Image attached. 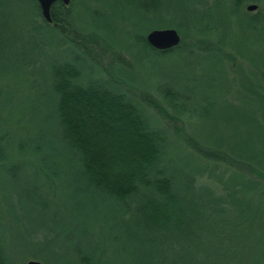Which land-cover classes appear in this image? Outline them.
<instances>
[{
	"label": "trees",
	"instance_id": "1",
	"mask_svg": "<svg viewBox=\"0 0 264 264\" xmlns=\"http://www.w3.org/2000/svg\"><path fill=\"white\" fill-rule=\"evenodd\" d=\"M32 1L35 29L45 28L51 37L44 50L41 45L34 46L38 53L31 60L26 44L29 38L18 36L16 45L10 47V37L0 35V74H4V79L0 76V167L4 163L5 170L11 171L21 162L18 158L42 151L36 140L26 153L21 140L17 146L7 140V115L29 105L31 109L22 110L26 121L50 122L68 159L66 187L70 201L81 212L78 232L84 242L82 248H74L77 263L264 264V211L257 210L259 199H264V26L258 24L264 15V0H72L67 6L56 1L49 9V24L41 18L36 0ZM246 1L261 3L262 8L256 6V14L249 15L242 10ZM76 2L80 14L74 13ZM218 6L246 17L242 41L253 43L254 48L260 46L258 53L246 54L239 51V45L233 48L238 41L235 38L224 49L225 31L220 36L204 18L205 13L195 16L187 12H206ZM124 7L135 9L142 17L129 20L122 28L104 19L110 15L102 10ZM156 11L165 13L163 20L154 23L151 18ZM140 20L147 24L144 31L137 29ZM164 20L168 21L162 23ZM151 25H176L186 34L176 47L156 51L145 42ZM3 26L0 20V29ZM183 54V60L201 54L203 60L214 61L212 73L224 81L223 88L216 90L218 100L226 95L232 98L224 110L245 108L248 116L238 127L243 137L240 150L213 134L230 126V118L220 115L211 126L206 122L212 117L216 99L201 105L193 102L188 84L169 71H155L157 79H140L137 59L146 61L152 70L157 62ZM103 58L108 61L104 66ZM20 75L25 80L23 87H12L10 82ZM152 92L166 103L183 97L191 103L195 121L190 134L168 122L148 121L145 110L149 106L160 119H170L150 96ZM197 120L207 123L209 129L205 131V125L198 128ZM66 171L51 176L65 177ZM233 177L243 182L232 180L225 185ZM211 193L215 194L212 201L202 197ZM37 202L45 203L42 198ZM254 205L257 208L253 210ZM2 212L0 200V264H15L14 214L10 206V220ZM227 212L231 213L228 219L223 216ZM35 220L37 226L30 238L41 233L44 240L55 220L41 215ZM176 231L183 233L175 236ZM249 232L262 234L249 240ZM36 235L26 244L30 253L24 262H40L39 258L54 253L44 248Z\"/></svg>",
	"mask_w": 264,
	"mask_h": 264
},
{
	"label": "rangeland",
	"instance_id": "2",
	"mask_svg": "<svg viewBox=\"0 0 264 264\" xmlns=\"http://www.w3.org/2000/svg\"><path fill=\"white\" fill-rule=\"evenodd\" d=\"M72 3V0L69 2ZM69 4V5H70ZM248 5H255L259 8H262L261 3H254L251 1H246L243 3L242 10ZM39 8V7H38ZM258 10V8H257ZM257 10L255 9L252 12H246L249 15L256 14ZM35 6L32 0H0V20L4 24V26L0 29V35L10 37L8 45L10 47H14L16 44L14 39L16 37H20L22 40L23 38H29L26 40L27 46L31 49L29 52V59L33 60L34 53H38V50L35 49L33 51L34 46L41 45L42 49L44 50L46 46L49 45L50 35L46 31L45 28H38L35 29V16L34 12ZM80 8L76 2L74 13L80 14ZM106 13H109L110 16L104 17L105 20L111 23L112 26L115 27H126L127 22L132 19H139L140 12L135 11V9H127L122 8L121 10H113L107 11L102 10ZM179 12V11H175ZM194 13L195 16L200 15V13L204 14V18H207L213 26L218 29L220 36L224 32V41L223 46L224 49L226 45H229L231 40H238L232 46L233 48L237 45L242 52L246 54L253 55L255 52H259L260 46L254 48V44L248 41H242L243 31L245 30L246 22L244 17L240 12L234 11H225L221 6L216 7L214 10L211 11H187ZM40 13V12H39ZM139 13V14H138ZM165 11H156L152 21L156 23L157 21L163 20L161 16H164ZM168 21V20H166ZM164 20L165 23L166 22ZM34 22V23H33ZM258 24H262L264 26V15L261 21ZM171 27H161V26H154L151 25L150 30L154 29H164L170 28L174 29L179 37L181 38L184 34H186L183 28H180L176 25H170ZM147 27L146 22L140 20L139 24L137 25V29L144 31ZM157 27V28H154ZM241 39V41L239 40ZM13 40V41H12ZM24 40V39H23ZM25 41V40H24ZM232 44V43H231ZM253 44V46H252ZM220 47L221 50L224 49ZM94 54L99 55V51L97 48H91ZM238 51V52H239ZM8 53L12 55V51L8 50ZM183 54L181 57L179 56L178 59L165 61V62H157L154 65V69H150L147 65L146 61L137 59L139 62L137 65L140 79L145 81L147 78L150 80L157 79L155 74L157 71H160L162 74H166L167 71L172 73V76H176L180 79V81L186 82L189 86V95L190 99L201 105L206 103L213 98L216 99L217 104L213 105L212 109V117L207 118L206 122L211 126V122L217 121L220 118V115L226 118H230L232 120L231 125L219 128L221 133L214 132L215 136L221 135V140L225 143L231 145L235 150H240L243 148V137L241 130H238V127L242 124V119H245V116H248L245 112V108L242 109H228L224 110V105L232 100V98L228 95L224 96V98H220L218 100V95L216 90L223 88L224 81L222 77H217L212 73L214 71V61L212 60H203L205 58L200 55L197 57L191 56L188 59L183 60L185 58ZM141 55L138 56L140 58ZM12 58V57H10ZM252 59L254 57L252 56ZM202 60V61H201ZM100 62L107 64V59L103 58ZM3 66H0L2 68ZM137 70V71H138ZM2 70H0L1 72ZM156 71V72H155ZM1 78L4 79V74H0ZM23 76H18L15 81L10 82L12 87L20 88L23 87L22 82H24ZM233 86L229 83H225V87ZM135 93V92H134ZM137 94V93H135ZM150 96L155 100V102L163 107L167 113V116L170 119H164L161 117H157L155 115V111L149 106L146 111L148 117V121L150 123H164L168 122L171 125H174L176 129L181 130L184 134H190L191 127L195 121V115L192 112L191 103L183 97L178 99H173L170 103H166L160 99V97L155 94L151 93ZM26 97V93L23 94V98ZM243 99L239 97V103ZM19 108V110H17ZM16 109H12L9 114L7 115V125L6 129L10 132L7 138L8 143L17 146L18 140H21L23 146L25 147V153L28 151V147L31 145H35L38 141L41 146V153L40 154H26L24 157H20L17 160L21 161L19 164H15L10 169L5 170L6 166L3 163V167H0V200L1 205H3L2 214L7 216L10 220L9 206L14 214L15 223L13 226V230L11 235L14 239L15 248L13 250L12 259L15 264H25L30 251L27 249L26 244L31 239L34 238L36 235H31L30 232L33 231L37 226V219L39 215L43 218L46 216L47 218H53L55 220V225L51 228V232L45 234L44 237L41 233L36 235L37 239L41 243V245L48 249L49 251H53V255H47L46 257L39 258L42 264H78L77 257L74 252V248L80 246L81 243L83 244V237L79 235V215L80 209L78 206L69 199V187H66V181L69 178V175L66 171L68 165V159L65 157L63 150L58 145L55 139L56 129L50 124V122H45L44 120H38L34 123H29L26 121V112L22 110H29L31 107L28 105H23V107H17ZM222 110L223 112H219ZM207 123H201L197 120L196 126L198 128L201 125H205L206 129ZM232 126V127H231ZM24 127V128H22ZM23 129V130H22ZM202 129V130H204ZM171 134L175 133L173 129H169ZM206 133V132H205ZM174 139V138H173ZM29 143L27 144V141ZM36 140V141H35ZM48 140L49 142L53 143H45ZM251 149V146H249ZM15 149V148H14ZM9 152H5L4 155H8ZM11 155V154H10ZM1 165V164H0ZM49 177L51 181V186L47 185L48 179L42 173V171ZM66 171V176H59L58 179L52 178V173H64ZM228 178H223L226 181ZM230 182L225 183V185L232 184V180L243 182L241 179L237 177H233L229 179ZM213 187H216V182L210 181ZM59 184H61L59 186ZM63 184V185H62ZM202 197L206 199L213 200L215 194H204ZM252 197L246 196L245 198ZM38 198H42L45 203H39ZM237 198L243 199V197L237 196ZM228 200H233L231 197L227 198ZM253 199V198H252ZM258 200V199H257ZM261 205L258 207L257 210L264 211V199H259ZM40 205L43 206L44 212ZM257 205L252 206V209H256ZM254 213V212H253ZM224 218L228 219L231 217V213L227 212L223 215ZM39 226V224H38ZM175 236H179L183 233V231H176L173 232ZM262 233L260 232H249L248 238L252 240L256 237H259ZM8 235V233H5ZM11 239V240H12ZM32 241V239H31ZM256 242H261V239H257ZM252 244V243H251ZM256 247H260L258 243H255ZM30 261V260H28ZM36 261V260H33Z\"/></svg>",
	"mask_w": 264,
	"mask_h": 264
},
{
	"label": "water",
	"instance_id": "3",
	"mask_svg": "<svg viewBox=\"0 0 264 264\" xmlns=\"http://www.w3.org/2000/svg\"><path fill=\"white\" fill-rule=\"evenodd\" d=\"M60 2L62 5L67 6L70 0H36L39 7L40 16L47 24L50 23L49 9L54 2ZM256 9L255 5H248L245 7L246 12H252ZM146 44L156 50L164 51L176 47L180 42V37L174 29H154L145 35ZM25 264H41L38 261H27Z\"/></svg>",
	"mask_w": 264,
	"mask_h": 264
}]
</instances>
